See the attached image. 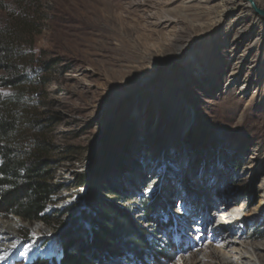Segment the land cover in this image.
Returning <instances> with one entry per match:
<instances>
[{
	"label": "rangeland",
	"instance_id": "374dc122",
	"mask_svg": "<svg viewBox=\"0 0 264 264\" xmlns=\"http://www.w3.org/2000/svg\"><path fill=\"white\" fill-rule=\"evenodd\" d=\"M3 1L0 30L13 24L17 42L50 63L29 99L58 118L49 136L66 151L57 180L69 187L46 212L80 204L84 187L72 185L105 149L110 176L127 169L120 203L133 209L162 194L170 222L159 261L118 264H243L254 247L264 254V16L249 0ZM235 155L244 165L231 182ZM231 206L256 218L239 238L218 240L217 213ZM75 212L57 216L58 226L0 218L19 225L0 264L58 256L55 236Z\"/></svg>",
	"mask_w": 264,
	"mask_h": 264
},
{
	"label": "trees",
	"instance_id": "16d2710c",
	"mask_svg": "<svg viewBox=\"0 0 264 264\" xmlns=\"http://www.w3.org/2000/svg\"><path fill=\"white\" fill-rule=\"evenodd\" d=\"M3 6L0 0V8ZM18 40L13 24L0 30V89H10L0 91V218L15 216L29 223L42 221L58 226L61 222H54L57 216L76 210L70 219L74 217L73 225L57 239L58 256H41L21 264H118L131 256L159 261L166 252L158 236L167 233L170 224L160 216L165 210L162 194L141 197V204L133 209L120 203L126 189L119 178L127 169L120 167L115 177L110 176L105 149L96 154L85 172L77 174L72 186L85 190L80 204L46 212L69 187L57 180L68 158L49 136L58 118L39 110L29 99L38 92L37 84H44L39 73L50 63L44 67L37 63L32 43L27 44V50ZM227 165L229 180L234 182L243 159L235 155ZM140 181L145 184L143 177ZM245 190L247 198H251L248 210L256 205L255 188ZM238 203L239 200L233 202ZM78 211L80 217L76 215ZM139 214L148 225L140 222ZM263 237L264 233L259 238Z\"/></svg>",
	"mask_w": 264,
	"mask_h": 264
},
{
	"label": "bare ground",
	"instance_id": "6f19581e",
	"mask_svg": "<svg viewBox=\"0 0 264 264\" xmlns=\"http://www.w3.org/2000/svg\"><path fill=\"white\" fill-rule=\"evenodd\" d=\"M257 22H260V20H258ZM218 206L219 209H222L223 207H225V203H221ZM217 214L219 215L218 216L219 219L216 224L220 225V223H223V226L220 227H224L223 230H220L216 233L215 238L218 240H222V239L230 240L231 238L233 239L239 238L242 231L241 229L245 225L244 223L253 221V219L256 218L255 212L247 211L243 208L236 210L232 208V206L219 211ZM240 219L243 220L242 222L239 221L240 223L233 222V221H238ZM18 229H19L18 223H8V221L0 223V241H2L0 245L1 250L2 248L8 250L12 248V247L10 248V245L14 240L17 239ZM34 229H35L34 230L35 234L38 235L39 234L38 225H36ZM258 249H259L258 247H254V249H252V252H250V255L247 257L246 261L243 264H264V254L262 252L256 253Z\"/></svg>",
	"mask_w": 264,
	"mask_h": 264
},
{
	"label": "water",
	"instance_id": "95a60500",
	"mask_svg": "<svg viewBox=\"0 0 264 264\" xmlns=\"http://www.w3.org/2000/svg\"><path fill=\"white\" fill-rule=\"evenodd\" d=\"M249 1L251 2V5H252L254 11H255L257 14H259V15H261V16H264V10L260 9L254 0H249ZM76 215H78V216L80 217V216H81V211H78ZM14 217H15V216H14ZM16 218L19 219V220H22L20 217H16ZM73 218H74V217H73ZM73 218H72V220H73ZM70 219H71V218H70ZM72 220L70 221L71 223L69 222V225H65V226L60 230L59 234L55 236V239H58V237L61 235V233H62L64 230H66L68 227H71V226L73 225ZM78 221H79V220H78ZM10 262H11V264H13V260H11Z\"/></svg>",
	"mask_w": 264,
	"mask_h": 264
},
{
	"label": "snow or ice",
	"instance_id": "6c2138e0",
	"mask_svg": "<svg viewBox=\"0 0 264 264\" xmlns=\"http://www.w3.org/2000/svg\"><path fill=\"white\" fill-rule=\"evenodd\" d=\"M12 247H16V245L15 244H12L11 245ZM32 244H27V245H25V247L28 249V250H30L31 248H32ZM27 253L26 252H21L20 253V255H26ZM8 259V256H7V254H4V255H0V262H3V261H5V260H7Z\"/></svg>",
	"mask_w": 264,
	"mask_h": 264
}]
</instances>
